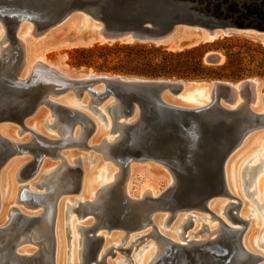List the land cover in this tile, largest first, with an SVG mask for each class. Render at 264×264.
Listing matches in <instances>:
<instances>
[{
    "label": "bare ground",
    "instance_id": "bare-ground-1",
    "mask_svg": "<svg viewBox=\"0 0 264 264\" xmlns=\"http://www.w3.org/2000/svg\"><path fill=\"white\" fill-rule=\"evenodd\" d=\"M0 2H7L0 8V76L10 73L14 68L15 59H13V56H15L18 46L11 39H7L8 30L5 15L7 11L13 15L16 12V4L30 7V14L21 20L16 32V39L23 53L20 71L16 76L18 81H30L32 74L36 72L35 68L39 64H45L49 69H54L71 80L99 76L90 70L81 69L74 72L67 70L59 63L49 64L45 61L44 53L39 52V50L33 51L30 45H41L50 39L54 33L65 31L63 33L65 37L63 36L64 38L58 44L57 49L92 47L97 44L94 38L102 31L103 26L100 22L85 16L82 12H74L68 18L44 28L43 26L49 23L50 12L53 11V3L56 0H0ZM248 2L250 3V0ZM41 24L44 25L41 26ZM69 30L70 33H68ZM186 31L191 32V37L213 40V37L211 38L206 30H193L186 26H179L175 35L177 37L178 33ZM218 35L219 32H216L215 41ZM238 35L264 45V32L250 29L240 31ZM206 42V40L203 41V43ZM98 44L105 43L100 42ZM222 61L223 56H220L219 64ZM249 80L251 85L246 88L243 94L241 92L243 82L237 84L229 82L230 88L226 89V96L220 98L218 105L212 106L216 95L214 87L216 81L209 80H185L182 83L183 86L176 93L165 90L161 98L165 104L174 108L204 110L207 121L212 118L221 119L224 116L225 123L228 126L239 130L247 126L250 116H264V101L260 92V83L256 79ZM38 85V88L44 87V92L48 94L50 103L61 105L72 112L76 111L83 119L75 118L67 113L61 116L45 101L34 111H28V113L26 111L22 120H19L18 114H15L17 110V108H14L17 104L15 98L5 97L6 105H1L7 106L8 103L11 108H8L10 110L4 114V120L0 122V137L7 143L9 149H5V156L0 158V264L49 263L47 242L51 234V214L55 203L58 211L53 226L54 264H60L58 261V228L60 229V225H62L63 213H65L68 221L70 216L75 213L79 219L87 222L86 224L77 225V235L72 243L73 257L70 261L71 264H101L104 258L106 264H113L111 260L117 259L119 255L124 256L126 259H117L116 264H155L170 250L169 245H166L155 236L156 231L161 237L176 245H189L187 249L192 250L191 253L188 254L187 249L182 253L187 257H192L199 254L197 248H204L207 244L212 245V242H216L221 237L231 236V230L240 229V225L233 223L236 214L232 209L234 200H230L228 196L222 194L211 197L207 209L202 204H198L200 199L192 200V203L196 202L194 204L190 201L189 204L180 206L176 212L170 206L171 204L166 196L176 193L183 184V179L192 178L188 173L189 170L198 171V166L190 167L188 164L196 161L205 164L204 158L196 153V149H192V151L188 149L189 142L185 141L182 145L181 143L171 144L172 149H168L169 152L167 153H172L175 157L182 156V153L177 151L179 146L185 149L181 160L175 159L171 165L167 164L162 157L157 156L164 153L165 149H154L157 155L142 150L140 156L133 157L129 161L128 168H126L125 159L127 157L119 154L116 148L124 144L128 146L127 142L130 134L122 125V122L127 125H135L142 121L141 109L138 105L135 106L127 121H124L119 116V102L111 96L99 103L88 90L82 92V95L73 89L64 93H56L58 88L51 85L45 87L43 78H41ZM195 89L198 90L195 92ZM94 90L103 92V84H97L94 86ZM190 90L194 94L197 93L199 97L206 98L208 103H199L200 105L196 107L181 101L187 99V102H199L194 95L189 98L186 97ZM7 91L9 92L8 89ZM74 98L79 100L76 102L77 106L70 104ZM91 113L105 121L108 130H110L109 134L101 132L99 123ZM149 119L146 118L147 123H144L147 141L148 138H152L153 135L163 130V127H160L156 121ZM69 124L73 125L71 133L67 131ZM44 127L56 135L48 134ZM260 127V129L251 132L241 146L228 158L224 168V179L231 195L241 203L239 217L248 225L242 244L249 253L259 256L264 262V256L256 253L253 249L254 245L264 248V223L261 224V220L257 216L259 211L254 207L255 205L253 206V204H256L264 217V134L258 135L263 146L257 148L252 154H250L251 147V149H248L250 152L245 151L247 153V155L244 154L246 160L241 167L245 196L248 197L250 204L253 203L252 205L245 201L244 196L241 194L243 188L240 187L241 182L237 177V168L240 165L237 167L235 162L233 169L231 168L234 156L248 141L250 135L264 130L262 126ZM22 146L26 147L23 148ZM76 150L98 153L105 161L111 162L116 169L105 167L110 170H105L102 179H100L102 181L100 185H93L96 170L102 168V158L101 156L95 158L92 154L85 155ZM25 155L30 157H25ZM217 158V160H220L219 156ZM31 163L33 166L38 167L35 173L30 172L33 170L32 168L27 169V171L24 170ZM134 163H147L146 166L148 167L141 169L139 166H135ZM153 164L162 166L165 170L164 172L158 170L161 179L166 182L163 190L149 180L135 192L134 176L139 171L154 174L158 168L154 167ZM258 164H261V166L258 168L257 175L255 177L250 176L253 171L248 167L251 168V166ZM90 165L93 167L91 171H89ZM77 167H80V178L78 172L76 173ZM28 172H30L31 177L26 181H22V175L27 176ZM247 179L251 181L250 186H247ZM15 181L20 185L18 193L12 203L6 202L4 192L7 191V194L11 197L14 194ZM249 192H254L256 197L249 195ZM73 195L78 197H65ZM102 199L106 200V205L95 208L94 204L98 200L102 201ZM215 199H226L227 202H222L220 205L213 207L215 202L213 200ZM15 211H18L25 220L19 219ZM192 212L207 213L212 217L200 218ZM157 213L167 214V216H155ZM173 213L174 218H172ZM180 213L186 215L182 216ZM221 214H224L227 220ZM106 216L113 217L115 221L106 220ZM148 216L151 218V223L147 220ZM197 219L202 221L201 224L198 223ZM208 221L213 223L219 221V223L212 226ZM98 227L100 228L99 232L107 230L108 235L99 232L93 234L92 231ZM224 227L227 229H224ZM162 228L169 231L173 230L176 237L171 232L165 233ZM190 228L192 231L188 232ZM249 228L252 233L255 232V229L261 228L259 237L253 238L251 234L248 236ZM116 230L122 231L124 234L115 233ZM144 230H147V233L139 234ZM95 237L101 238L103 243L96 260L90 261L91 257L89 255L97 246L94 241ZM150 239L154 243H148V248L155 247L152 256L151 251H145L146 248L140 249ZM173 249L171 248V250ZM36 256L39 258L36 259ZM244 260L245 257H242L241 264H244L242 262Z\"/></svg>",
    "mask_w": 264,
    "mask_h": 264
},
{
    "label": "water",
    "instance_id": "water-1",
    "mask_svg": "<svg viewBox=\"0 0 264 264\" xmlns=\"http://www.w3.org/2000/svg\"><path fill=\"white\" fill-rule=\"evenodd\" d=\"M231 1V2H229ZM245 1V2H243ZM56 0L53 11L50 12L48 24H41L44 28L49 27L63 19L68 18L74 12H82L85 16H89L93 20H97L102 24V31L94 38L96 43L103 42L105 44H142L155 47H167L172 44H178L180 39L175 35L179 26H186L193 30L204 29L209 32L211 38L204 39L206 44H213L219 41V38H229L238 35V32L244 30L255 29L258 32H264V0ZM242 4V5H240ZM5 3L0 2V6ZM5 9V8H4ZM30 14V7L27 5L16 4V12L11 15L6 12L7 39H11L17 46L15 52L14 68L10 73H5L0 76V122L4 120V114L8 112L11 106L5 104V97L15 98L17 108L15 114H18V119L22 120L26 111H34L41 103L47 102L56 110L59 115L65 113L72 115L75 118H82L76 111H70L65 107L56 103H50L48 94L44 92V87L38 88L41 78H43L44 86H56V93H64L70 89L77 91L80 95L85 90H88L94 99L102 103L108 97H113L119 102V116L127 121L131 116L135 106L141 109V122L135 125H127L122 122L125 129L129 132L128 146L120 145L116 149L119 154L127 157L125 159L126 168L129 161L133 157H138L142 150L154 153V149L163 150L165 152L157 155L165 159L167 164H173V161H180L184 155L183 147L177 148V151L182 153V156H174L172 153H167L172 148V143L189 142V150L196 149L205 160L203 165L200 161L191 162L188 166H198V171L189 170V175L192 178L182 180V185L176 193L168 195L166 198L170 202L174 212L180 206L187 205L193 202L194 199H200L198 204H202L207 209L208 201L211 197L217 194L228 196L230 200H234L233 210L236 212L234 216V224L240 225V229L231 230V236H225L218 239L216 242L207 244L204 248H197L199 254L187 257L182 252L186 251L189 245H176L173 242L161 237L155 228V236L169 245L170 250L162 256L155 264H241V258L244 264H260L262 258L249 253L243 246V237L248 228V225L239 217L241 203L237 201L230 193L224 179V168L228 158L235 152L243 143L245 138L254 130L264 128V116L253 115L249 117V123L243 129H233L225 123L224 116L221 119L212 118L210 121L205 118L204 110H185L171 107L165 104L161 98L165 90L176 93L185 82L183 79H167V78H145L134 75L113 74L110 76L107 73H97L99 76L80 80H71L55 71L49 69L45 64H39L35 68L36 72L32 74L30 81L20 82L16 78L22 64V49L16 39V32L19 23L23 18ZM219 32L216 39L215 33ZM188 46L194 47L203 43L200 38H191ZM217 52L208 53L205 61L213 66H218L220 56ZM211 54V55H210ZM84 67L75 70H81ZM15 70V72H14ZM92 70V69H88ZM248 79L239 81L243 82L241 86L242 94L246 88L251 85ZM188 80V79H187ZM215 87V97L213 105H218L220 98H225L226 89L229 87V81L212 80ZM227 82V83H226ZM234 83V82H232ZM103 84L104 91L98 92L94 90V86ZM227 84V85H226ZM31 87V88H30ZM9 90V92L7 91ZM6 105V104H5ZM18 112V113H17ZM230 113V112H229ZM146 118L156 121L160 127H163L162 132L153 135L152 138L146 137L145 125ZM83 119V118H82ZM144 121V122H143ZM162 124V126H161ZM73 125H68V132L71 133ZM23 148L26 146H22ZM9 150L7 143L0 137V158L5 156L4 150ZM169 149V150H168ZM193 153V152H192ZM220 160H217L218 156ZM41 158V157H39ZM193 158V156H192ZM6 160V159H5ZM261 164L248 167L251 169L250 176H256ZM33 169L30 172L35 173L37 166L32 163L28 164L24 170ZM247 168V167H246ZM244 168V169H246ZM24 172V171H23ZM21 178L26 181L31 175ZM80 178V167L76 168V173ZM26 175V173H25ZM26 177V178H25ZM79 180V179H78ZM251 181L247 179V186H250ZM253 196L254 192H249ZM196 203V202H194ZM192 203V204H194ZM112 204V203H111ZM108 204V205H111ZM95 208H101L106 205V200H98ZM112 206V205H111ZM57 205H53L51 214V234L47 242V257L48 264H54L55 256V241L53 238V226L57 215ZM97 211V210H93ZM19 219L25 218L15 211ZM106 220L115 221L111 216H106ZM174 218V213L172 215ZM150 216L147 217L151 223ZM224 229H227L224 227ZM100 228H95L92 233L96 234ZM96 249L91 252L90 261H95L103 240L96 238ZM171 248H174L171 250ZM192 250H188V254ZM36 259L39 257L36 256ZM239 258V259H238ZM101 264H106L105 258Z\"/></svg>",
    "mask_w": 264,
    "mask_h": 264
},
{
    "label": "rangeland",
    "instance_id": "rangeland-1",
    "mask_svg": "<svg viewBox=\"0 0 264 264\" xmlns=\"http://www.w3.org/2000/svg\"><path fill=\"white\" fill-rule=\"evenodd\" d=\"M4 3H7V2H4ZM0 8H1V6H0ZM63 33H65V31H60L58 33H54L51 36V38L48 39L43 44L38 45V46L30 45V47H32L33 51L39 50V52L44 53L45 61H47L49 64L55 65V64L59 63L62 67L66 68L67 70L77 72L75 69L81 67V66L77 65V62H78L79 58L80 59L82 58L80 54L76 53L77 50L92 48L95 45H100V46L105 45V44H98L97 43L92 47H80V48H75V49H70V48L57 49L58 44L65 37V35H63ZM68 33H70V30L68 31ZM190 33H191L190 31L178 33L177 38L180 39L179 46H178V44H172L169 48H167V47H164V48L168 52H181L183 50L193 48L192 46H188V44H190V42L192 40L191 38H193V37H191ZM225 39H227V40H225ZM219 40H220V42H218V43H213V44L201 43L199 45H196V46H203V49H202L203 64L206 68V72L210 73V74L211 73L227 74V75L235 74V75H238L240 77H238L236 79L208 77V78H204V79H200V80H209V81L222 80V81H229L231 83L234 82V84H237V83H239V81H242V80H245L248 78L256 79L260 83V92L262 93L263 101H264V45L259 43V42L253 41L249 38H246L244 36H240V35H235L233 37L223 38V39H219ZM120 44L122 45V43H120ZM107 45L110 47H113L115 44H107ZM139 45H142V44H139ZM196 46H194V47H196ZM174 48H175V50H173ZM126 52L128 53V51H124V53H120V54H123V56H124V54H126ZM211 52H217L216 54L218 56H221V57L223 56V61L220 63V65L213 66V65L208 64L205 61L206 55L208 53H211ZM97 53L100 54L102 52L99 50ZM117 53H118V50L111 51V55L113 56V58H112L113 64H111V66L118 64V62H117L118 60L115 59L116 58L115 54H117ZM228 54L232 55L230 60L227 58ZM103 63H104L103 60H99L97 63V66H100ZM133 66L134 65H132V67ZM82 67H84V68H82L84 70L92 69V70H90L91 72L108 73L106 71H100V70L95 69V68H87L85 66H82ZM108 74L113 75L114 73H108ZM173 79L178 80L177 78H173ZM183 80H186V79H183ZM188 80H196V79H188ZM196 88H198V87H196ZM197 90L198 89H195V92ZM192 92L193 91L190 90L186 94V97L189 98L190 96L194 95L196 97V99L199 101L198 103L187 102L186 101L187 99L186 100L180 99V100L183 101L184 103H190L191 105L196 106V107H198L200 105L199 103H208V100L206 98H201V97H199V95H197V93L194 94ZM170 96H172V95H170ZM172 97L175 98L174 96H172ZM78 101H79L78 99L74 98L72 100V103H70V104L72 106H77L76 102H78ZM88 113H90V112H88ZM91 114L99 123L101 130H102L101 132H105V133L109 134L110 130H108L107 125L105 124V121H102L94 113H91ZM49 118H50V115H49ZM107 118H109V117H107ZM46 121H47V119H46ZM46 121H44V122H46ZM44 129L46 130V132L48 134L56 135V134H53L52 132H50L48 129H46V127H44ZM263 134H264V130H260L259 132L251 134L248 141H247L248 143L246 142L238 150V154L235 155L236 157L234 156V158H233L234 161H232V163H231L232 169L234 167L235 162L237 164V167L240 165V167H238V168L236 167L238 169L237 177L239 178V181L241 182L240 187L243 188V190L241 188V190H242L241 194L244 196V200L247 201L249 204L251 202L249 201L248 197L245 196L244 187L242 185L241 167H242V165H244L243 163L246 160L245 155H247V153L245 151L252 148L251 153H250V154H252V152L255 151L257 148L259 149L263 146L262 145L263 143L259 141L260 138H258V135L261 136ZM20 138H22V137H20ZM76 151H79V150H76ZM248 151L250 152V150H248ZM79 152H81L85 155L92 154L95 158H98L99 156H101L98 153H95L93 151H91V152L79 151ZM240 153H241V155H240ZM25 157L29 158L30 156L25 155ZM101 158H102V156H101ZM134 165L139 166L141 169H143L144 167H148V166H146L147 163H134ZM105 167H111V169H116L111 162L105 161L102 158V168H99L96 170L94 180H93V185H100V183L102 182V181H100V179H102V175L104 174L105 170L107 169ZM154 167L158 168L155 170L154 174H150V173L144 172V171H139V173H137L134 176L133 184H134L135 192L138 191L141 187H143V185L149 180L152 183H154V185L157 186L159 189L163 190L166 182L164 179H161L158 170L160 169L163 172L165 170L162 166L154 165ZM91 170H93V167L90 165L89 171H91ZM108 170H110V169H107V171ZM19 186L20 185L18 184V182L15 181L14 192H13L14 194L11 195V197L7 194V191L4 192V198H5L6 202L12 203L14 201V199L18 193ZM234 191H236V190L234 189ZM254 196H252V197H254ZM65 197L66 198H70V197L76 198L78 196L73 195V196H65ZM213 201H215L214 204L216 203L215 205L213 204V207H216V205H220V203H222V202H227L226 199H215ZM252 204H250V205H252ZM15 206L18 207L17 205H15ZM253 206L259 211L257 213V216H258V218H260L261 224L263 225L264 217L261 215V213H260L261 211L258 209V206L256 204H253ZM192 214H194L200 218L205 217V216L209 217V218L212 217V215L207 214V213H202V212H192ZM156 215L159 217L167 216V214H161V213H157V214H155V216ZM180 215L183 216L186 214L180 213ZM221 215L224 219L227 220V218L224 214H221ZM247 219H249V218H247ZM62 220H63L62 225H60V229L58 228V230H59L58 231V238H59L58 261L60 262V264H71L70 261L73 257L72 243H73V240L75 239V237L77 235L76 234L77 225L78 224H80V225L86 224L87 222H86V220L79 219L77 214H75V213L70 216L69 221L67 220L65 213H63ZM197 221L199 224H201V222H202L199 219H197ZM208 223H210V225L214 226V225H218L219 221L214 222V223L208 221ZM146 231L147 230L141 231L139 234L147 233ZM162 231H164L165 233L171 232L176 237V234L173 230L169 231L167 229L162 228ZM191 231H192V229L190 228L188 230V232H191ZM259 231H261V228L260 229L258 228L257 230L255 229V232L252 233V230L249 228L247 235L249 236L251 234V237L256 238V237H259V234H260ZM114 232L115 233L119 232L121 234H124V232H122V231L116 230ZM99 233L103 234V235H108L107 230H101ZM132 235H135V234H132ZM109 239H111V238L109 237ZM114 240H116V239H114ZM148 243H154V242L152 239H150V240L146 241L140 247V249L146 248L145 251H148V250L151 251V256H152V254L155 251V247L153 246L151 248H148V245H149ZM29 247H32V246H29ZM253 249L256 253H259L262 256H264V248H260L257 245H254ZM77 251H78V248H77ZM117 259H123L124 260L126 258L122 255H119ZM117 259L111 260V262L113 264L114 263L116 264ZM138 262L140 263V260ZM261 264H264V262H262Z\"/></svg>",
    "mask_w": 264,
    "mask_h": 264
},
{
    "label": "trees",
    "instance_id": "trees-1",
    "mask_svg": "<svg viewBox=\"0 0 264 264\" xmlns=\"http://www.w3.org/2000/svg\"><path fill=\"white\" fill-rule=\"evenodd\" d=\"M227 40V39H225ZM220 42L217 41L215 43ZM203 46H196L181 52H168L164 47H154L139 44H120L113 47L95 45L88 49H79L76 53L81 55L77 65L87 68H95L100 71L120 75H134L145 78H167V79H204L208 77L236 79L240 76L231 74L207 73L203 64ZM102 53L98 54V51ZM118 50L115 54L118 64H113L111 51ZM126 54H120L124 53ZM230 54L227 58L231 59ZM99 60L104 63L97 66ZM132 65H134L132 67ZM107 73V74H108Z\"/></svg>",
    "mask_w": 264,
    "mask_h": 264
}]
</instances>
